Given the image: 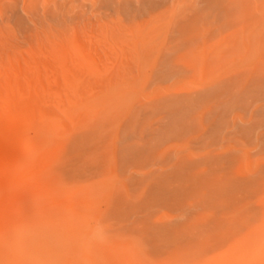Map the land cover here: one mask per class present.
I'll use <instances>...</instances> for the list:
<instances>
[{"label":"rangeland","instance_id":"374dc122","mask_svg":"<svg viewBox=\"0 0 264 264\" xmlns=\"http://www.w3.org/2000/svg\"><path fill=\"white\" fill-rule=\"evenodd\" d=\"M0 264H264V0H0Z\"/></svg>","mask_w":264,"mask_h":264},{"label":"bare ground","instance_id":"6f19581e","mask_svg":"<svg viewBox=\"0 0 264 264\" xmlns=\"http://www.w3.org/2000/svg\"><path fill=\"white\" fill-rule=\"evenodd\" d=\"M8 86V85H7ZM10 90H11V87H10ZM12 91V90H11Z\"/></svg>","mask_w":264,"mask_h":264}]
</instances>
